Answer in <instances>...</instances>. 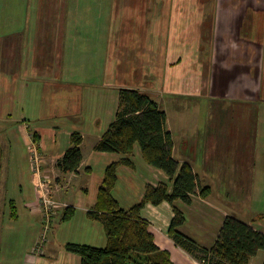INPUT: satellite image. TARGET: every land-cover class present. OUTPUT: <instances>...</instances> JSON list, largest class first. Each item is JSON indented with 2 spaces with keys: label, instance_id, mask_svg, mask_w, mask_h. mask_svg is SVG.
Instances as JSON below:
<instances>
[{
  "label": "crops",
  "instance_id": "crops-1",
  "mask_svg": "<svg viewBox=\"0 0 264 264\" xmlns=\"http://www.w3.org/2000/svg\"><path fill=\"white\" fill-rule=\"evenodd\" d=\"M178 5L187 12L177 16ZM0 10L14 12L13 19H0V30L14 27L7 35L16 36L12 49L22 51L19 56L15 54L20 60L16 59L18 67L14 71L5 69L0 61V123L8 130L5 146L11 171H19L21 162L29 160L23 143H34L33 133L40 137L38 150L42 158L41 173L32 180L34 191L30 180L14 184L21 203L20 208L16 205V222L25 220L37 233L43 230L45 215L34 181L42 176L52 181V196L64 205L52 219V228L59 236L67 243L106 247L104 225L90 219L88 213L97 205L107 168L124 156L99 152L95 147L116 120L120 89L129 88L152 95L161 107L168 96L208 97L206 102H222L226 109L241 114L231 117V121L240 117L253 122V145L240 149L215 147L214 153L223 154V158L208 163L205 160L204 166H197L184 152L177 158L181 139L176 142L174 125L167 114V128L174 136V157L180 168L190 164L199 185L205 187L208 183L211 189L207 198L198 191L191 205L176 203L186 217L179 231L209 250L227 217L264 233V198L257 194L258 187H264V66L259 61L264 60V0H214L205 5L197 0H0ZM195 10H203L198 16L208 22V28L194 29L197 36H192ZM247 19L252 24L246 25ZM183 33L194 37L189 40L195 41L198 48L206 46V63L196 62L198 52L192 53L189 45L185 52L180 51L179 44L176 48L166 45ZM199 35H206V42ZM6 37L10 36L0 34V57L5 52ZM188 58L196 62L197 71H174ZM200 63L205 68L199 67ZM153 81L157 84L151 85ZM177 120L187 138L196 135L200 114L195 113V118L179 115ZM74 132L84 136L83 164L78 173L63 174L57 165L71 147ZM132 163L119 167L113 190L123 210L140 204L149 185L167 184L172 193L174 182L164 171L144 161L139 144ZM53 184L58 185L56 191ZM216 185L225 186L227 196V186H241L237 193L248 208L234 212L225 208L218 189L212 190ZM250 186L257 188L248 196ZM250 201L253 206L248 204ZM36 206L39 215L34 211ZM66 208L74 209L75 215L71 221L62 222ZM141 217L149 222L156 244L170 253L174 264H203L170 236L174 211L169 203L148 204ZM89 235L93 238H85ZM54 247L47 249L58 254ZM66 258L67 264H82L77 254L68 252ZM42 263L45 261L36 255L23 261ZM250 264H264V251Z\"/></svg>",
  "mask_w": 264,
  "mask_h": 264
},
{
  "label": "trees",
  "instance_id": "trees-1",
  "mask_svg": "<svg viewBox=\"0 0 264 264\" xmlns=\"http://www.w3.org/2000/svg\"><path fill=\"white\" fill-rule=\"evenodd\" d=\"M119 95L116 120L105 132L95 150L120 153L124 159L107 168L97 205L88 213L90 219L104 225L107 245L96 247L67 243L65 249L80 256L82 264H174L170 253L161 250L156 244L149 222L141 217V211L148 204L159 206L169 203L174 211L169 234L179 246L200 258L204 264H250L260 251H264V233L244 222L227 217L218 240L210 250L200 248L195 241L179 231L185 224L186 217L176 203L180 201L191 205L192 197L198 191L203 198H207L211 189L199 185L190 164L185 163L180 168L174 157V136L167 128V113L159 101L136 89L122 88ZM33 137L38 149L40 137L37 133H33ZM83 143L84 136L80 132H74L71 147L57 165L63 174L79 172L83 164ZM137 144L141 147L144 161L164 171L174 182V186L170 193L167 184L149 185L143 201L125 211L113 196V190L118 182L119 167L133 166L132 157ZM86 171L91 172L90 169ZM10 205L11 217L17 220L16 204L11 201ZM74 215V209L66 208L62 222L71 221Z\"/></svg>",
  "mask_w": 264,
  "mask_h": 264
},
{
  "label": "rangeland",
  "instance_id": "rangeland-1",
  "mask_svg": "<svg viewBox=\"0 0 264 264\" xmlns=\"http://www.w3.org/2000/svg\"><path fill=\"white\" fill-rule=\"evenodd\" d=\"M199 3L205 5L207 2H213L214 0H197ZM218 1V0H217ZM203 10H195V17L193 18L194 24H193V35L194 29L200 30L201 28H208V22L204 20L201 21V18L198 16V14L202 13ZM177 16H180L183 13H186L187 10L184 11L182 5H178L177 7ZM253 11H250V13ZM15 15L14 12L10 13L8 10L6 13L4 11L0 10V19L7 20V19H13ZM246 25L252 24V21L250 19H247L245 21ZM6 27L2 28L0 30V34L2 36H10L4 38L5 41L3 42L5 46V52L2 57H0V61L2 66L5 69L15 70L17 65V61L20 60V58H16V56L20 55L21 49H18L15 51L14 47L12 49V46H14L16 43V36L15 35H7L11 32V29H14V27ZM190 37L188 34L183 33L182 35L178 34L176 37H174L173 40L166 43V45L170 48H176V46L179 44L181 47V52H185L188 49V45L190 46L192 53L197 54L198 52V58L199 60H196L197 63L201 62L206 63L207 61V53H206V46L200 45L198 43L199 48L197 47V44L195 46V41H190ZM203 37V40L206 42V35H199ZM104 48L106 47V43H103ZM207 45V43H206ZM12 49V50H11ZM24 54V59H25ZM17 59V61H16ZM28 59H25L24 62L26 63ZM261 66H264V60L260 59ZM196 62H193L190 58L187 60H184L182 64L176 66L174 68V71H177L179 73L183 71H189L191 69L195 68V71H197V64ZM199 65V67H204V65ZM258 63V62H257ZM255 64V63H254ZM103 67H105V64H102ZM260 67V65H258ZM199 69V68H198ZM149 84V83H148ZM157 82H152L151 85H156ZM148 85V86H151ZM209 100L208 97L204 98H196L195 96H188V97H165L162 100V107L163 110L166 111L168 114L171 123H173V132L176 137V142L181 139V143L179 146H181V151L179 150L178 157H181V153L184 152L185 156H187L189 162L196 164L197 166H204L205 160L206 163H208L211 159H214L218 157V159L223 158V154H215V147H222V148H230V149H236V148H244L246 146L253 145V122L251 120L241 119L240 117H237L231 121V117L241 115L240 113L234 111L232 108L226 109L224 104L221 102L220 104L218 102L209 103L206 102ZM200 109V112H196V110ZM183 113V114H182ZM195 113L200 114V121L198 123V126L195 128L196 135H194L191 138H187V134H185L184 130H181V121L177 120V117L180 115L182 117H194ZM175 120V122H174ZM228 121L230 122L226 127H223L224 124H227ZM241 123H242V130H241ZM230 125V128H229ZM6 125L0 123V264H23V261H25L28 257H41L45 261V263L42 264H67L68 260L66 258V255H68V251L65 249V245L67 244L66 239H62L59 234L52 228L49 230V232H45L44 230L39 231L38 233L35 231L34 226L25 222V220H20V222H16V220H13L11 217V211H10V202L12 200L16 201L17 208L19 205H21L20 201L18 200L19 192L16 190H13L14 184L17 182L27 183L29 180L31 182L32 186V180L33 176L35 175V165L31 161L32 154L30 153V150L33 146V143H30V146L23 143L24 148L27 150L26 154L29 160L26 162H21V167L19 171H11L13 169L11 166V159L9 163L8 159V148L6 143L9 142L8 139V133L6 129ZM241 130V131H240ZM230 131V132H229ZM229 133L231 134L229 138ZM191 134V133H189ZM188 134V135H189ZM234 135H236L234 137ZM33 142V141H32ZM21 146V145H20ZM177 145V147H179ZM23 148V146H21ZM30 153V154H29ZM237 157V156H235ZM238 158V157H237ZM18 174L16 175V173ZM12 175H16L15 177H12ZM34 184V183H33ZM54 185V184H53ZM58 185H54L55 191L57 190ZM209 187L208 183L205 185V187ZM241 186H227V191L230 195L225 194V186L223 185H216L215 187H212L213 192L218 189V192L220 194V200L221 204L227 208V206L230 208L231 212H234V210H246L248 207L246 206L247 203L243 201L242 195L240 196L237 193V189ZM252 189L248 190V196L253 195L254 189L257 187L250 186ZM33 188V186H32ZM259 189L257 190V194H262L264 198V187L259 186ZM35 187L33 188L34 191ZM231 189L234 191L231 193ZM53 195V194H52ZM54 198V197H53ZM55 199V198H54ZM57 200V199H55ZM226 200V201H225ZM14 201V202H15ZM58 201V200H57ZM261 202V201H257ZM249 205L253 206L252 201L248 203ZM264 204V200H263ZM20 208V207H19ZM64 209V208H63ZM62 210V209H60ZM20 213L21 210L19 209ZM34 211L37 215H39V210L37 206L34 208ZM34 214V213H33ZM20 215V214H19ZM21 216V215H20ZM24 216V215H23ZM22 216V218H23ZM39 220V219H38ZM44 222V218H43ZM64 232V231H63ZM62 232V233H63ZM195 232V229H194ZM67 234H70V232L66 231ZM72 238L76 235H72ZM81 236V235H79ZM104 236L106 237L105 231ZM85 238H93V235L85 236ZM47 240V241H46ZM43 241V243L47 246L44 248L43 256H38L34 253V249L37 248V242ZM88 245V244H87ZM55 246L54 250L58 252V254L50 253L48 251V247ZM94 246V245H92ZM48 251V252H47ZM35 254V255H34ZM72 264V263H69Z\"/></svg>",
  "mask_w": 264,
  "mask_h": 264
},
{
  "label": "built area",
  "instance_id": "built-area-1",
  "mask_svg": "<svg viewBox=\"0 0 264 264\" xmlns=\"http://www.w3.org/2000/svg\"><path fill=\"white\" fill-rule=\"evenodd\" d=\"M33 146L34 147H32L31 151V159L32 163L35 165V174H40L42 168V158L35 143H33ZM34 181L38 191L40 206L45 215V226L43 230L45 232H49V230H51L53 216H55L60 211V209H63L64 205L53 198L51 191L52 181L50 179L41 176L38 179H34ZM38 242L37 248L34 249V253L40 256L43 255L45 243H43V241Z\"/></svg>",
  "mask_w": 264,
  "mask_h": 264
}]
</instances>
